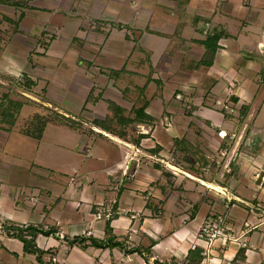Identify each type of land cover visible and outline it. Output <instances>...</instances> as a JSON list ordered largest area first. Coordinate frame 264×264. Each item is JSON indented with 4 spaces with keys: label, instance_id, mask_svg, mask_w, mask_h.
I'll use <instances>...</instances> for the list:
<instances>
[{
    "label": "crops",
    "instance_id": "1",
    "mask_svg": "<svg viewBox=\"0 0 264 264\" xmlns=\"http://www.w3.org/2000/svg\"><path fill=\"white\" fill-rule=\"evenodd\" d=\"M263 107L264 0H0V220L58 227L36 240L53 264H264V189L199 178L178 147L210 157L227 132L246 182L264 141L249 151L231 113L263 133ZM217 215L242 237L200 239ZM109 220L122 246L65 239ZM0 264L44 263L0 227Z\"/></svg>",
    "mask_w": 264,
    "mask_h": 264
},
{
    "label": "rangeland",
    "instance_id": "2",
    "mask_svg": "<svg viewBox=\"0 0 264 264\" xmlns=\"http://www.w3.org/2000/svg\"><path fill=\"white\" fill-rule=\"evenodd\" d=\"M226 110L227 109L224 108V111ZM231 115L232 117L237 119V123L239 124L237 129H240V127H242V125H244V123L247 122V126L245 128V132L243 134L242 140H244V146L248 147L249 151H251L252 153L255 152L258 148H260V142L264 141V132L261 133L262 128L260 129L256 127L257 112L254 113L246 109V110H239L237 112L233 111ZM260 119L264 123V107H263V111L261 112ZM138 130H140V128L136 129V131ZM192 130H196L197 134H199L201 137L203 136L201 134L202 131L201 128H198L194 125L192 127ZM217 134L218 136L223 138L220 144L221 148L223 149L219 151L220 153L218 151L213 152L214 155L210 157H207L206 155L211 150L207 145H204L203 143H198L196 141L194 143L185 139L182 143L178 144V147L181 149V151L185 150V152L187 153V155L183 159L184 161L183 167L186 169H190V171L193 169V172L191 173H193V175L199 178H209L215 182L222 183L225 185L228 184L229 186H260L261 188L264 189V171L262 170V168L259 167V168L250 169L252 171H250V173L248 174V181L246 180V182L244 181L245 182L244 183L240 179L241 177L240 170L236 169V166H238L236 160L229 159L231 165H229L227 168L224 167L227 158L226 157L223 158L225 155H222L221 151L227 152L228 154V152L230 153V150L235 149L236 151V149L238 150L239 148L237 147L234 148L233 147L234 143H230L229 141H227L229 136L222 137L223 134L221 135L220 131H218ZM247 160L249 163H252L253 161L251 158H248ZM174 161H176V163L178 162L177 160ZM183 161L180 160L179 163ZM255 207H259L262 210H264L261 204ZM103 210L104 212L108 213L112 211V208L111 210L108 208H105ZM2 223L3 221L0 220V227L2 226ZM230 227L235 228L234 226H230ZM52 261L55 262L54 259Z\"/></svg>",
    "mask_w": 264,
    "mask_h": 264
},
{
    "label": "trees",
    "instance_id": "3",
    "mask_svg": "<svg viewBox=\"0 0 264 264\" xmlns=\"http://www.w3.org/2000/svg\"><path fill=\"white\" fill-rule=\"evenodd\" d=\"M220 39V35L214 34L208 37L204 44L207 46V53L202 59L201 64L204 65H211L214 60V55L218 49V41ZM247 109V108H245ZM8 110L4 108L1 111V116L3 117ZM182 143V142H181ZM1 229L6 231L10 237L17 238L24 244V251L26 253L36 255L39 262L44 264H53L52 262H46L43 259V256L48 252L42 250L36 240L38 235L42 234L45 236H51L58 233V227L56 226H48L47 228L43 225H36V224H16L8 220H4L1 226ZM106 237L104 239H98L95 237H85V236H75L70 238L69 236H65V239L71 245H80L82 247H86L89 245L96 246V247H116L122 246V242L117 240L116 236L113 234V229L111 227L110 220L106 223ZM244 250H240L239 253L243 254ZM197 254V261L195 263L188 262V264H199L200 261L203 259V255L201 254V250H192L190 251L188 256H195ZM52 261V260H51Z\"/></svg>",
    "mask_w": 264,
    "mask_h": 264
},
{
    "label": "built area",
    "instance_id": "4",
    "mask_svg": "<svg viewBox=\"0 0 264 264\" xmlns=\"http://www.w3.org/2000/svg\"><path fill=\"white\" fill-rule=\"evenodd\" d=\"M223 133L225 135L222 137H226L227 133L221 131V135ZM221 154L226 155L227 152L221 151ZM198 237L207 242L208 246H210L217 239L237 241L242 235L238 234V230L226 224L224 216L217 215L206 220L198 232Z\"/></svg>",
    "mask_w": 264,
    "mask_h": 264
},
{
    "label": "bare ground",
    "instance_id": "5",
    "mask_svg": "<svg viewBox=\"0 0 264 264\" xmlns=\"http://www.w3.org/2000/svg\"><path fill=\"white\" fill-rule=\"evenodd\" d=\"M211 187V186H210ZM212 188H216V189H219L218 187H212Z\"/></svg>",
    "mask_w": 264,
    "mask_h": 264
}]
</instances>
